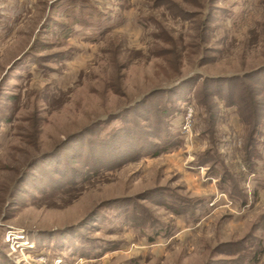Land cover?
<instances>
[{
    "label": "rangeland",
    "instance_id": "374dc122",
    "mask_svg": "<svg viewBox=\"0 0 264 264\" xmlns=\"http://www.w3.org/2000/svg\"><path fill=\"white\" fill-rule=\"evenodd\" d=\"M0 264H264V0H0Z\"/></svg>",
    "mask_w": 264,
    "mask_h": 264
}]
</instances>
